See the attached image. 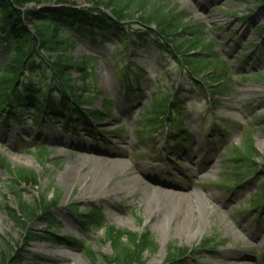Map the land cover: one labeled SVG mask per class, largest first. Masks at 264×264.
I'll list each match as a JSON object with an SVG mask.
<instances>
[{
	"label": "rangeland",
	"instance_id": "374dc122",
	"mask_svg": "<svg viewBox=\"0 0 264 264\" xmlns=\"http://www.w3.org/2000/svg\"><path fill=\"white\" fill-rule=\"evenodd\" d=\"M71 1L87 6L86 0ZM154 1L201 31L200 45L188 58L210 60L202 73L182 63L185 48L176 51L166 40L170 51L149 39L124 50L115 38L103 45L74 33L67 54L73 62L88 60L89 92L81 93L90 99L91 120L75 126L45 116L36 123V110L25 102H0V264H114L110 228L126 233L120 242L127 247L145 232L151 237L155 246L132 264H171L169 252L183 253L182 264H264V198L256 206L251 196L264 192L263 0H149ZM138 15L126 22L131 31H156ZM1 40L0 34L3 62L9 59ZM79 73L71 70L80 88ZM212 76L223 77L216 94L221 86ZM51 86L58 89L55 82ZM176 89L179 107L171 108V98L160 124L145 126V105ZM35 98L37 104L58 101L55 94ZM171 121L175 127L180 121L184 142L174 135L166 141ZM79 157L90 158L78 162ZM70 165L81 177L66 185L61 174ZM24 173L36 183L17 177ZM13 181L22 202L55 200L49 211L57 230L35 219L26 232L7 213L19 205ZM154 188L188 196L189 214L182 220L164 217ZM92 210L99 217L80 215Z\"/></svg>",
	"mask_w": 264,
	"mask_h": 264
},
{
	"label": "trees",
	"instance_id": "16d2710c",
	"mask_svg": "<svg viewBox=\"0 0 264 264\" xmlns=\"http://www.w3.org/2000/svg\"><path fill=\"white\" fill-rule=\"evenodd\" d=\"M86 2V7H77L71 0H0L1 43L9 59L0 61V102H6L12 107L19 101L25 102V106L36 110L37 113L33 116L36 123L47 116L50 119L60 117L65 125L73 121L77 126L88 116H92L93 111L83 110L84 105L90 104V99L84 98V94L81 93V90L85 93L89 92L85 71L88 60L81 59L73 62L67 54L73 48L74 33L103 45L115 38L118 44H123L124 50L127 45L138 48L150 40L159 50L170 51L166 46L167 42H172L177 47L176 51L186 49L185 53L179 56L182 63L190 67L192 73H202L209 66L210 60L201 58V55L197 59L188 58V51L199 47L202 33L188 23H182V18L179 14H174L173 9L167 10L157 1L150 3L149 0H86ZM262 2L264 3V0ZM44 3H49L50 6L43 5L39 8ZM138 12L142 23L154 24L156 31H142L141 29L131 31L129 29L126 22ZM177 30H181L179 34L176 33ZM185 33L191 38L182 40L180 35ZM212 56L216 57V54ZM95 59L96 57H92L93 61ZM73 68L80 72L79 79L82 83L80 88L72 83L71 70ZM46 73L50 76V82L44 80ZM211 80L213 84L221 86L220 89H216V92L213 91V94L219 93L223 87L221 84L223 77L212 76ZM53 82L58 85V89H53L51 86ZM179 92L180 90L176 89L160 99L152 98L145 105L148 122L145 121L144 125L155 126L156 120H159V117L169 107L171 98H174L171 108H178L182 103L177 97ZM41 94L47 96L56 94L58 101L52 102L49 99L43 101L42 104H37L35 97ZM105 108L106 115H109L111 101L108 99ZM58 109L61 110L58 111ZM19 110L20 108H17L16 112L19 113ZM12 113L14 116L17 115L14 110ZM172 121L170 125L175 123ZM180 121L174 133L178 134V138L183 139L184 142L185 131L180 127ZM160 122L159 120V124ZM17 177L22 181L36 183L31 173L19 174ZM9 184L19 205L17 210L11 212L6 208V211L26 232L30 229L29 223L35 219L54 230L60 227L49 211L55 205V200L42 196L41 199H35L31 203L22 202L19 184L16 181ZM262 187L264 188V184ZM261 192L251 195L256 203H260V199L264 198V192ZM80 215L89 216V218L99 217L98 213L93 210L89 214L80 213ZM110 231L112 244L115 246V257L112 258L114 264L135 263L139 261L140 252L155 246L147 232L138 239L135 237L134 243L127 247L120 242L126 233L112 228ZM127 235L133 234L128 233ZM179 255L182 256L183 253ZM180 256L175 257L173 252H169L166 260L171 264H182ZM103 257L109 260V257ZM19 263L20 261L16 264Z\"/></svg>",
	"mask_w": 264,
	"mask_h": 264
},
{
	"label": "bare ground",
	"instance_id": "6f19581e",
	"mask_svg": "<svg viewBox=\"0 0 264 264\" xmlns=\"http://www.w3.org/2000/svg\"><path fill=\"white\" fill-rule=\"evenodd\" d=\"M90 157L86 158L89 159ZM85 157H79L78 162L80 160H86ZM112 163L107 164V168ZM113 167H120L119 164L114 163ZM122 168V167H121ZM123 172L126 168L122 169ZM75 170L74 165L68 166L65 171L61 174V181L66 185H73L74 182L79 179L81 176ZM86 176V175H84ZM154 190L159 194V199L163 202L159 205L161 214L165 217L169 215L174 217L177 220L184 219L189 214V209L185 203L187 197L185 194L181 193H170L160 190L158 188H154Z\"/></svg>",
	"mask_w": 264,
	"mask_h": 264
}]
</instances>
